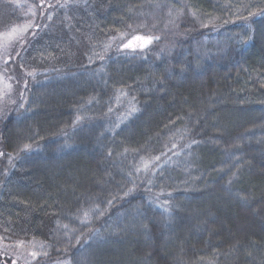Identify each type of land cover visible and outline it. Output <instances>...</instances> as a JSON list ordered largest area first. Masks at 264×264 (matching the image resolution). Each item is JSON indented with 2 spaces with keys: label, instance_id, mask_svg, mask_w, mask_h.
<instances>
[{
  "label": "trees",
  "instance_id": "obj_1",
  "mask_svg": "<svg viewBox=\"0 0 264 264\" xmlns=\"http://www.w3.org/2000/svg\"><path fill=\"white\" fill-rule=\"evenodd\" d=\"M62 1L0 0V34L33 21L3 62L6 240L48 249L28 264H264V0Z\"/></svg>",
  "mask_w": 264,
  "mask_h": 264
},
{
  "label": "rangeland",
  "instance_id": "obj_2",
  "mask_svg": "<svg viewBox=\"0 0 264 264\" xmlns=\"http://www.w3.org/2000/svg\"><path fill=\"white\" fill-rule=\"evenodd\" d=\"M52 2L62 3L63 1L52 0ZM32 23L33 21L27 25L16 27L15 33L12 32V30L14 29L12 28L9 30V32L0 34V101L6 104H11V102L13 101L9 100L13 98V94L17 89V77L15 72L12 71L11 68L9 69L7 67H4L3 62L6 59H10L9 55L11 52V48H15L17 46L16 43L23 44L24 38L29 35V30L33 26ZM11 56L12 58L14 57L13 55ZM5 237L7 238V236H5L2 231H0V253L2 254V258L11 259L12 262H16L18 264H28L31 261L34 262L36 260V257H38L40 253L48 250L47 248L42 247V245H39L33 241H9L6 240ZM101 260H103V258ZM105 260L106 258L102 262H104ZM57 264L68 263L63 260V262H59Z\"/></svg>",
  "mask_w": 264,
  "mask_h": 264
},
{
  "label": "snow or ice",
  "instance_id": "obj_3",
  "mask_svg": "<svg viewBox=\"0 0 264 264\" xmlns=\"http://www.w3.org/2000/svg\"><path fill=\"white\" fill-rule=\"evenodd\" d=\"M12 32L15 33L16 29L14 28L12 30ZM152 39H154V38L153 37H144V36H135L128 43L124 44L123 47L124 48H131L133 50L136 47L143 49L144 47H146L148 44H150L152 42ZM25 147H28V146L26 145ZM109 203H111V201H109ZM85 215H87V213ZM77 239H79V238H77Z\"/></svg>",
  "mask_w": 264,
  "mask_h": 264
}]
</instances>
